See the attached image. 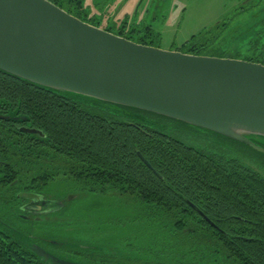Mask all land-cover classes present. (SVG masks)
Listing matches in <instances>:
<instances>
[{"label":"trees","instance_id":"16d2710c","mask_svg":"<svg viewBox=\"0 0 264 264\" xmlns=\"http://www.w3.org/2000/svg\"><path fill=\"white\" fill-rule=\"evenodd\" d=\"M50 1L97 26L86 19L84 0ZM250 11L245 40L225 18L191 36L178 51L264 65V16L259 9ZM111 32L158 47L149 25L133 21ZM120 108L151 124L112 111L104 102L44 88L0 69V264H45L7 228L27 233L13 224L25 222L24 195H41L58 175L56 180L69 176L79 184L78 197H107L111 207L125 211L119 217L123 222L111 218L106 227L127 229L118 239L122 245L110 237L112 243L97 244V253L77 246L76 251L90 256L82 263L264 264V153L219 135L210 144L236 157L198 149L174 135L185 124Z\"/></svg>","mask_w":264,"mask_h":264},{"label":"water","instance_id":"95a60500","mask_svg":"<svg viewBox=\"0 0 264 264\" xmlns=\"http://www.w3.org/2000/svg\"><path fill=\"white\" fill-rule=\"evenodd\" d=\"M0 69L44 88L104 102L110 110L147 124L151 123L145 116L120 107L173 119L190 130L219 135L226 142L264 153L261 63L143 45L81 21L50 0H0ZM24 131L42 134L37 129ZM137 154L150 168L142 154ZM24 197L26 214L21 216L28 223L51 222L50 212L60 213L66 206L62 200H47L40 194ZM32 211L47 216L35 220ZM60 215L54 217L58 220ZM7 229L45 264H85L37 245L36 239L46 235ZM51 237L53 246L68 243L60 242V232ZM66 247L78 250L77 246ZM83 250L97 253L98 247Z\"/></svg>","mask_w":264,"mask_h":264},{"label":"rangeland","instance_id":"374dc122","mask_svg":"<svg viewBox=\"0 0 264 264\" xmlns=\"http://www.w3.org/2000/svg\"><path fill=\"white\" fill-rule=\"evenodd\" d=\"M241 1L244 3V0H84L83 7L87 11L86 19L91 18L98 28L104 29L107 27L111 31L117 32L119 27L128 28L133 21L140 24L141 27L149 25L153 34L157 35L154 40L157 41L158 47L166 51H178L182 45L190 40L191 36H197L225 18H231V23L237 27L238 31H242L241 36H244L242 39L245 40L247 38L245 30L251 23L254 13L248 10L243 14H235ZM260 1L262 4L264 3V0ZM173 133L182 141H186L198 149H208L215 153L222 152L228 155L227 157L237 156L231 150L228 151L218 147V145H211L210 142L215 138L213 134L203 133L196 129L190 130L187 127L179 128L178 130L174 129ZM242 158L243 161L249 164L252 163L249 159L250 157ZM55 172L52 171L51 173ZM59 177L60 175L56 176L55 181H51L42 191L41 195L47 200L54 199L65 202L64 196L67 191H65L66 189L61 179L56 180ZM76 197L68 202L65 206L66 208L61 209L60 213L57 211L50 212L52 213L51 222L39 220L30 223L20 221L12 223L37 235H46L45 238L50 243L51 239H53L51 235L56 237L59 232L62 238H57L60 239V242L63 240L66 242L74 241L75 238L73 239V237H76L74 233H77L76 224L82 226L80 225L81 223L93 224L95 222L96 235L93 230L80 229V236L89 241H97V244L109 240L108 234H110V230H107L106 227L112 225L113 221L111 218L116 222H119V220L123 222L124 219L119 217L125 216V211L111 207L107 197L98 199L85 193ZM89 210H94V212ZM73 211L78 213L79 218L70 220L64 217V212ZM58 213L61 214V218H58L59 221L61 220L60 223H56L58 220L54 217L59 215ZM84 215H88V218L83 220L81 218ZM84 226L92 227L93 225ZM126 230H123V232ZM107 243L110 244L112 241H107ZM66 246V244L63 246L58 245L61 249Z\"/></svg>","mask_w":264,"mask_h":264},{"label":"flooded vegetation","instance_id":"af4514ba","mask_svg":"<svg viewBox=\"0 0 264 264\" xmlns=\"http://www.w3.org/2000/svg\"><path fill=\"white\" fill-rule=\"evenodd\" d=\"M245 8H246V10H252V11L253 10L257 11V9H259V10H261V12L263 13V16H264V3L262 4V2L260 0H244V3H242V1H241V4L237 7V9L242 12V11H245ZM263 19H264V17H263ZM263 19H261V20H263ZM218 22H220V21H218ZM69 178H70L69 176H62V178H61V181H62V183L64 185V188L66 189L65 191H67V193L64 196V199H65L64 201L65 202H63L65 204H67L66 201L70 202L73 199H75V197L78 194V190L77 189L80 187L79 185L76 186L77 183L73 179H69ZM72 197H74V198H72ZM197 211L199 213L200 210L197 209ZM91 212H94V210H91ZM32 213H33L32 214L33 215V219H35V220H39L41 217L47 216L46 214H43L40 211L37 214H35V212H33V211H32ZM64 214H65L64 217H67L70 220L73 219V218H76V219L79 218L78 213H76L75 211L69 212V213H65L64 212ZM116 214H118V213H116ZM82 218H84V217H82ZM120 219H123V218H120ZM76 225H77V228H76L77 229V233H74L75 235L73 234L76 237H73V239L75 238L74 241H72V240L68 241L67 245L68 246L76 245V246H78L79 248H82V249H86L88 246H91V247L97 246V241H95L96 242L95 243V242H93V240L89 241L87 239H83L80 236V234H79V230L80 229H82V230L90 229V230H93L95 232V235H96V224H95V222L93 223L92 227L89 226V227H86V228H85V226L82 223L80 224L82 226H79L78 224H76ZM123 227L124 226H121V227L119 226V228H117L114 231L110 230V235L111 236L109 235V237H111L110 239H112L114 241V244L115 243H117V244L121 243V241L118 240L119 236L120 237L126 236V234H124V232H123V230H125V228H123ZM52 241L53 240L51 239V241L49 243V240H47L45 238L44 239L40 238V239H36L35 242L37 243V245L41 246L43 249H45V250H47V251H49L51 253H54V254H62L61 256H65L66 258H68L70 260H73V261L76 260V261H80L81 262V259H85L86 257L87 258L90 257L88 253L84 254V253L78 252L76 250H74V251L73 250H69L70 248H67V247L61 249L58 246H53V245H51V243L53 244ZM87 241H88L89 245H87ZM121 245H122V243H121ZM96 258H98V255H97ZM98 260H100V258H98Z\"/></svg>","mask_w":264,"mask_h":264}]
</instances>
